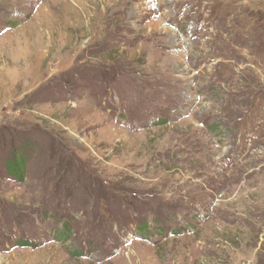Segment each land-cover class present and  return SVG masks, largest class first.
<instances>
[{
	"label": "rangeland",
	"instance_id": "rangeland-1",
	"mask_svg": "<svg viewBox=\"0 0 264 264\" xmlns=\"http://www.w3.org/2000/svg\"><path fill=\"white\" fill-rule=\"evenodd\" d=\"M24 143L0 264H264V0H0Z\"/></svg>",
	"mask_w": 264,
	"mask_h": 264
},
{
	"label": "trees",
	"instance_id": "trees-1",
	"mask_svg": "<svg viewBox=\"0 0 264 264\" xmlns=\"http://www.w3.org/2000/svg\"><path fill=\"white\" fill-rule=\"evenodd\" d=\"M9 146V145H7ZM27 149V143L22 144L19 148H13L6 155L0 157L5 158L2 168L0 169V176L13 183H23L27 177V156L23 153L18 155L20 150ZM19 151V152H16ZM144 230H139L142 233Z\"/></svg>",
	"mask_w": 264,
	"mask_h": 264
}]
</instances>
